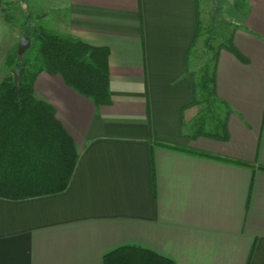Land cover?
Listing matches in <instances>:
<instances>
[{"label": "crops", "instance_id": "0c3cea01", "mask_svg": "<svg viewBox=\"0 0 264 264\" xmlns=\"http://www.w3.org/2000/svg\"><path fill=\"white\" fill-rule=\"evenodd\" d=\"M35 3L40 21L61 15L59 35L108 50L112 100L37 75L33 96L55 108L80 156L65 191L0 197V264H104L123 246L174 264H264V0H220L212 72L227 140L192 137L204 107L193 102L197 29L212 0ZM17 24L0 11V83Z\"/></svg>", "mask_w": 264, "mask_h": 264}, {"label": "trees", "instance_id": "16d2710c", "mask_svg": "<svg viewBox=\"0 0 264 264\" xmlns=\"http://www.w3.org/2000/svg\"><path fill=\"white\" fill-rule=\"evenodd\" d=\"M25 17L27 31L23 35L34 38L37 56L30 61L25 54L20 58L14 53L8 59L9 64L23 68L19 93L14 78L0 83V197L12 200L65 191L80 156L73 138L58 120L55 108L33 96L37 75L43 70L59 74L68 86L97 105H107L112 100L106 48L50 33L37 26L30 13ZM207 44L209 46V42ZM229 49L243 59L236 48L230 46ZM198 90L204 94L201 99L197 97ZM215 94L214 74L204 71L201 84L196 85L193 102L222 103ZM206 118L207 113L195 120L192 137L229 138L224 118L212 117L215 122L212 132L206 130ZM189 152L211 156L196 150ZM153 185L155 189L154 172ZM103 263L174 264L168 257L138 246L115 249L104 256Z\"/></svg>", "mask_w": 264, "mask_h": 264}, {"label": "rangeland", "instance_id": "374dc122", "mask_svg": "<svg viewBox=\"0 0 264 264\" xmlns=\"http://www.w3.org/2000/svg\"><path fill=\"white\" fill-rule=\"evenodd\" d=\"M19 1L20 0H0V11L7 13L9 20L15 22V24L18 23L17 25L20 24L22 26V28L20 29L21 30L20 37L23 35V32L27 31L25 27L26 13L31 14L32 21H34V23L37 26L44 28L50 33H56L57 31L55 30L57 28L56 25H58L59 24L58 22L61 20L60 19L61 15L57 13V11L55 13L50 10V12H48V17L44 18L43 20L41 19L40 21V19H38V16L43 15L42 13L45 12V10L43 9V5L35 3L36 0H27L28 4L25 5L21 4ZM212 11L213 10L211 8L208 11V13L205 15L203 20L199 22V29L197 33L198 34L197 54L199 55V59L201 60V68L197 73L198 76L197 79L199 85L201 84L204 71H208L210 75L212 74L215 51L217 49V46L220 43L224 42L223 35L220 34V32H218L217 21L216 20L214 22L211 21ZM30 38L32 40V44L31 47L26 51L24 57L30 61H34L37 56V43L35 42L32 36ZM208 42H209V46L207 44ZM16 51H17V46L14 47V53H17ZM16 68L17 66H15V64H12L11 66L12 78H14V71L16 70ZM29 68L33 70L31 65H29ZM203 96H204L203 92L198 90V99H201ZM224 112L225 110L223 106H221L218 103H212L211 105L204 104L203 111H201L200 114H198L196 119L199 116L206 115L207 113L206 130L212 132L214 131V127H215V122L213 121L212 117L219 116L223 118Z\"/></svg>", "mask_w": 264, "mask_h": 264}, {"label": "water", "instance_id": "95a60500", "mask_svg": "<svg viewBox=\"0 0 264 264\" xmlns=\"http://www.w3.org/2000/svg\"><path fill=\"white\" fill-rule=\"evenodd\" d=\"M213 3V11L211 13V21L214 22L216 19V16L218 15L220 11V0H212ZM31 38L26 35H22L19 39L18 45H17V55L22 58L26 51L31 47ZM23 68L18 67L14 71V83L16 86V90L19 93L21 89V76H22Z\"/></svg>", "mask_w": 264, "mask_h": 264}]
</instances>
